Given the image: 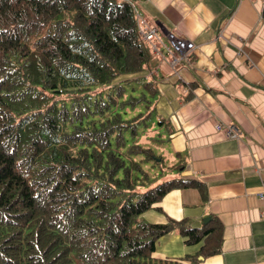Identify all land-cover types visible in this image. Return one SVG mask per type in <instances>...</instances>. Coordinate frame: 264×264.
Here are the masks:
<instances>
[{
  "label": "trees",
  "instance_id": "obj_1",
  "mask_svg": "<svg viewBox=\"0 0 264 264\" xmlns=\"http://www.w3.org/2000/svg\"><path fill=\"white\" fill-rule=\"evenodd\" d=\"M140 1L0 0V264H198L220 251L215 219L190 227L142 217L172 189L206 190L177 176L144 183L128 162L152 154L126 137L139 122L122 111L159 93L155 75L138 87L115 81L149 69L154 55ZM173 232L202 246L153 256Z\"/></svg>",
  "mask_w": 264,
  "mask_h": 264
},
{
  "label": "crops",
  "instance_id": "obj_2",
  "mask_svg": "<svg viewBox=\"0 0 264 264\" xmlns=\"http://www.w3.org/2000/svg\"><path fill=\"white\" fill-rule=\"evenodd\" d=\"M263 6L264 0L137 4L141 20L153 24L166 44L167 35L195 44L174 67L154 53L142 73L156 76L155 106L167 123L164 136L175 165L183 167L176 176L201 182L206 192L172 189L142 217L154 223L185 219L190 227L217 220L220 251L198 264H264ZM230 127L237 138L227 133ZM201 246L168 233L157 240L153 256L180 259Z\"/></svg>",
  "mask_w": 264,
  "mask_h": 264
},
{
  "label": "rangeland",
  "instance_id": "obj_3",
  "mask_svg": "<svg viewBox=\"0 0 264 264\" xmlns=\"http://www.w3.org/2000/svg\"><path fill=\"white\" fill-rule=\"evenodd\" d=\"M142 21L150 27L154 26L153 24H149L144 20ZM153 52L161 56L159 53H157V51L153 50ZM144 71L148 70L145 69L143 70V72ZM141 76L146 77L142 72H140L135 74L121 75L115 81L126 82L129 80L131 81V86L138 87L140 82L135 81V79H138ZM145 79L149 80L147 77ZM124 85H126L128 89L131 88L129 84L125 83ZM128 93L129 91H127L124 96H128ZM138 94L139 91H135L133 95ZM122 112H124L123 117H125L126 119L136 117L134 122H139L135 134L131 135L132 138L128 135V133L125 134L126 137L135 144L140 145L142 148L150 150L152 154L151 157H146L142 154L128 157V162L130 158L132 159V161L138 163V167H136L138 170H134L133 175L136 176L139 174V177L143 178L144 183L151 184H155L158 181H162L166 178H171L178 175V171L172 170V168L175 166V158L173 154L170 153L171 149L169 148L167 139L164 136V129L162 128V126L158 125L157 120L162 119V117L157 112L154 99L149 103H139L133 108L125 107ZM143 173L147 176L146 178H144ZM139 188L141 189V187Z\"/></svg>",
  "mask_w": 264,
  "mask_h": 264
},
{
  "label": "built area",
  "instance_id": "obj_4",
  "mask_svg": "<svg viewBox=\"0 0 264 264\" xmlns=\"http://www.w3.org/2000/svg\"><path fill=\"white\" fill-rule=\"evenodd\" d=\"M137 17L142 38L150 45L152 51H157L163 58L168 59L172 67L177 66L183 59H186L195 49V44L191 40L173 35H167L166 42L168 44H166L161 40L156 27L148 26L141 20L139 15ZM159 44L161 47H159ZM217 128H220V125ZM227 133L231 137H238L236 132L233 131V127L228 128Z\"/></svg>",
  "mask_w": 264,
  "mask_h": 264
},
{
  "label": "water",
  "instance_id": "obj_5",
  "mask_svg": "<svg viewBox=\"0 0 264 264\" xmlns=\"http://www.w3.org/2000/svg\"><path fill=\"white\" fill-rule=\"evenodd\" d=\"M209 219V218H206V220ZM204 223H206V221H203ZM200 259H202V256H199Z\"/></svg>",
  "mask_w": 264,
  "mask_h": 264
}]
</instances>
